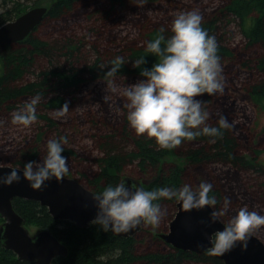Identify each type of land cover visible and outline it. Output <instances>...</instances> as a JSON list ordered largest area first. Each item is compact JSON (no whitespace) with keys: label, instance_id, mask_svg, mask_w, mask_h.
Listing matches in <instances>:
<instances>
[{"label":"trees","instance_id":"16d2710c","mask_svg":"<svg viewBox=\"0 0 264 264\" xmlns=\"http://www.w3.org/2000/svg\"><path fill=\"white\" fill-rule=\"evenodd\" d=\"M24 1L0 0L1 7L6 8V14H9L8 19L0 25L33 7L42 6L43 0L35 1L26 10L22 4ZM44 1H50V4L46 5L49 9L43 21L24 40L7 47L0 66V128L12 119L15 110L39 94L41 99L36 105L38 132L31 139L8 149L7 144L0 143V161H9L11 166L16 167L22 166L27 160H41L46 154L49 138L65 135L64 128L78 132V120L86 124V119L100 130L96 138L97 147L102 152V156L97 159L99 169L91 175L87 174L85 180L86 187L95 192L122 180L128 167L136 163L145 178L151 180L145 188L170 185L179 187L184 183L195 187L201 181H207L213 185L211 194L217 197V207H220L224 197L235 201L231 193L229 196L224 191V185L213 173L212 166L221 164L233 168L235 172L232 175L235 177L242 172L259 173L255 186L263 193L264 200V135L254 145L256 129L245 123L247 104L251 103L253 109H256L257 118L260 117L258 109L264 111V0H224L221 8L218 6L208 12H201L203 26L219 42L226 84L223 94L204 93L197 98L206 101L205 107L210 112L209 124H217L223 115L232 127L223 130L224 135L216 138L215 142H211L208 136H199L185 140L173 149H161L155 138L136 134L126 119L124 97L113 108L95 95L82 97L77 94L90 81L107 82L106 79L115 81L134 77L144 79L140 69L134 67V60L147 55L144 67L149 68L156 62L154 55L146 53V42L158 33L161 26L169 28L166 34L170 35L171 20L167 23L148 20L143 12L137 13L134 8L129 10L132 6H143L132 0ZM92 4L96 5L91 11L83 10L84 6L91 8ZM124 10L132 14L135 25L141 31L138 39L118 44V39H110L111 24H115L114 18L117 21L118 15ZM81 14L87 19H94L95 27H89L83 33H65L54 39L41 35L40 28L45 23L57 22L59 29H66L74 22L69 20ZM231 21H237L244 37L245 45L242 49L233 47L225 38L226 32L223 30ZM94 32L101 36L107 32L110 46H103L91 38ZM116 56H123L126 62L114 77L108 78L105 73L112 67L111 61ZM241 71L249 73V77L238 82ZM29 74H33L32 79L26 78ZM65 103L71 109L70 112L75 113L64 121L55 119L53 112L60 110ZM79 104L86 106L83 113L75 109ZM92 106L96 107L95 110H91ZM42 122L44 124L40 126ZM66 136L69 138V135ZM130 145H133L132 149ZM244 151L251 153L245 154ZM63 155L72 158L75 151L66 144ZM168 156L184 158L186 163L164 162ZM158 202L161 206L166 202L176 203L178 207L175 200L161 199ZM13 203L28 227L35 225L40 229L51 230L69 248L68 255L55 258L53 264H225L222 259L208 252L198 253L173 247L161 237V234L169 231L154 233V240H164L170 250L165 251L161 243H155L154 252L137 254L135 236L119 237L111 231H104L99 224L92 223L87 228H81L70 220L55 219L39 201L15 198ZM2 221L0 218V223ZM116 249H120V255L113 257L112 253ZM0 264L36 263L20 260L17 254L3 247L0 242Z\"/></svg>","mask_w":264,"mask_h":264},{"label":"clouds","instance_id":"9594fccd","mask_svg":"<svg viewBox=\"0 0 264 264\" xmlns=\"http://www.w3.org/2000/svg\"><path fill=\"white\" fill-rule=\"evenodd\" d=\"M132 2L141 5L147 0ZM168 31L169 28L161 26L158 33L146 42V53L157 58L150 68L144 67L147 55L134 60V67L140 69L144 79L120 89L113 79H106V92L119 91V95L125 98L123 108L129 126L137 135L155 138L161 149H173L183 141L199 136H208L211 142H215L232 124L223 115L217 124H209L210 112L205 107L206 101L197 97L204 93L224 92L226 80L219 42L203 26V15L195 8L178 12L171 21L170 35L166 34ZM125 62L123 56H116L105 76L114 77ZM40 99L37 94L15 110L12 123L29 126L36 121V105ZM104 99H108V95ZM68 110L65 103L55 115L62 116ZM67 143L66 135L49 138L46 154L41 160H27L22 166L11 167L10 172L0 176V184L19 182L22 178L20 171L34 189H42L52 179L62 182L70 171L68 157L63 155ZM212 192L213 185L207 181H201L195 187L184 183L179 187L170 185L148 189L135 180L129 186L127 180L122 179L94 192L98 211L91 223L116 234L127 233L142 225L156 228L167 215V210L158 201L175 200L183 210L209 206L212 209L210 221L223 224L222 228L208 234V246L205 248L208 253L223 255L238 245L246 248L257 229L264 226V214L245 205L224 220L222 217L228 214L231 199L224 197L222 206L217 207L219 201ZM112 255L118 257L120 249Z\"/></svg>","mask_w":264,"mask_h":264},{"label":"rangeland","instance_id":"374dc122","mask_svg":"<svg viewBox=\"0 0 264 264\" xmlns=\"http://www.w3.org/2000/svg\"><path fill=\"white\" fill-rule=\"evenodd\" d=\"M35 1L37 0H25L24 2H22V4H24L23 6L25 10L31 8L32 5H34L33 3ZM223 1L224 0H151L148 3H144L143 6H139V8H135L134 6H132V8H130L129 10H133L134 8L137 13L141 14L143 12L148 16L147 19L152 22L162 21L164 23H167L169 22V20L172 21L174 16L178 12L187 11L193 8L198 9L200 12H208L218 6H220L221 8L223 5ZM41 3V5H49L50 1L43 0ZM95 5L96 4H92L91 8L84 6L83 10L91 11V9H93ZM6 10V8L1 7L0 5V23H2V21H4L5 19H8L7 15L9 14H6ZM118 16L119 18L117 19V21L116 18H114L115 24H111L112 33L110 35V39H118V44L138 39L141 29L135 25L134 19H132V14H129L128 10H124ZM71 20L74 22H72L70 27L66 29H59L60 27L58 28L59 24L57 22H54L52 24L45 23V25L40 28V32L42 33L41 35L44 37L46 36V38L54 39L59 38L62 35L64 36L65 33L71 34L72 32L78 31H81L83 33L86 32L89 27H95V20L87 19L83 14H81L76 19H70L69 21ZM236 22L237 21L229 22V24L226 25L223 31L226 32L225 38L228 43H230L235 48L242 49V47L245 45V40L241 35ZM43 24L44 23H42V25ZM104 35L105 36H101L94 32L91 34V38H94L95 41L103 44V46H110V42L108 41L109 34H107L106 32ZM248 77L249 73L247 74V72L241 71L238 82H240V80L245 81V79H247ZM26 78L32 79L33 74L27 75ZM140 79L142 78L134 77L128 78L126 80H124V78H119L114 82L117 89H120L124 86L131 85ZM106 88L107 82L90 81L87 85L82 86L80 92L77 94L78 96L82 97L89 94L95 95L97 97H100V99L108 102L109 105L114 108L118 104L119 99L122 98V96L119 95V91L115 93H107ZM105 95H108V99H104ZM95 108V106H92L91 110H95ZM75 109L83 113V111L86 109V106L79 104L75 107ZM255 110L256 109H253L251 103L247 104L246 119L249 121L245 120V123L247 124V126L252 125L256 129L255 135L253 137V143L254 145H257L259 143L261 135H264V111H260L258 109L260 117L257 118V111ZM70 111L71 109L69 108V110L62 116H56V111L53 112L52 116H55V119L64 121L67 120V118L69 119V117H71L72 114L75 113ZM254 119L258 122L254 121ZM7 122L8 123L6 125H3V127L1 126L2 128H0V143L7 144V149L9 147L16 146L19 143H22L25 140L31 139L32 136H34L38 132L37 120L29 126L14 124L12 123V119ZM78 123V132H73L72 129L64 128V134L69 135L67 144L71 146L75 151V155L72 158H68L70 171L67 176L74 177L77 180L81 181L83 185L87 186V182L85 181L87 180V174L91 175L99 169L97 159L102 156V152H100L97 147L98 143L96 141V138L99 135L100 130L97 129L99 127L91 125L90 122L88 123L86 119V124L80 122V120H78ZM42 124H44V122L40 123V126ZM130 148L132 149L133 145H130ZM244 153L250 154L251 152L244 151ZM262 155L264 157V149ZM163 161L167 163H178L181 165L183 163H186V159L178 158L175 156H168ZM0 165H12V163H10L9 161H0ZM212 169L213 173L219 177L221 183L224 185V191L229 196L231 193V196L235 198V201L231 200L233 203L231 202L232 205L228 211V214L225 217H222V219L229 218L231 215H234L240 207L245 205H247L250 210L259 208L258 211L261 214H264L263 193L255 186L256 180H258L259 173L242 172L241 174L236 175L237 177H235L234 175H232L235 170H233V168L231 167L229 168V166H223L221 164L213 165ZM124 177H131L136 180L145 179V176L141 173L136 163L128 167V169L125 171ZM254 196L255 198L253 199ZM162 208H165L167 210V215L164 217L159 227L153 228L150 225H143V227L136 233L135 237L137 241V254H147L148 252H154V250L156 249V244L160 243V246H162L165 251L170 250L168 244L161 238V240L159 241L154 240V238H156L154 233L169 231L171 221L176 217L179 209L176 203L167 202L162 205ZM38 228L39 227L35 225L29 226L32 234L35 233ZM255 235L261 240H264V226L257 229Z\"/></svg>","mask_w":264,"mask_h":264},{"label":"water","instance_id":"95a60500","mask_svg":"<svg viewBox=\"0 0 264 264\" xmlns=\"http://www.w3.org/2000/svg\"><path fill=\"white\" fill-rule=\"evenodd\" d=\"M47 6L35 7L20 15L15 20L7 21L0 26V65L1 56L9 44L24 40L43 21ZM9 165H0V176L10 172ZM11 185L0 184V242L6 249L12 250L20 260L32 261L36 264H53L54 259L67 256L68 247L48 229H37L31 233L26 225V220L17 212L13 200L25 198L39 201L46 206L50 214L59 220H70L81 228H87L97 215V201L94 199L93 190L87 188L79 180L66 176L62 182L52 179L47 181L42 189H34L29 181L23 178ZM129 186L133 180L143 185H148L151 180H136L124 177ZM179 211L171 223L170 233L161 234V237L171 243L173 247L192 250L198 253L206 252L208 246L207 236L217 228H222L219 221H210L211 207L202 209ZM142 228L138 226L127 233L116 234L131 237ZM200 245H203L201 247ZM225 264H264V243L253 235L247 247L237 246L223 255H216Z\"/></svg>","mask_w":264,"mask_h":264},{"label":"bare ground","instance_id":"6f19581e","mask_svg":"<svg viewBox=\"0 0 264 264\" xmlns=\"http://www.w3.org/2000/svg\"><path fill=\"white\" fill-rule=\"evenodd\" d=\"M42 6H46V5H42ZM37 7H40V6H37ZM48 7V6H47ZM33 8H35V7H33ZM33 8H31V9H33ZM31 9H29V10H31ZM49 9V8H48ZM28 10V11H29ZM28 11H26V12H28ZM25 12V13H26ZM24 14V13H23ZM22 15V14H21ZM19 17V16H18ZM17 18V17H16ZM15 18V19H16ZM15 19H12V20H15ZM11 21V20H10ZM21 41V40H20ZM18 42V41H17ZM14 43H16V42H14ZM11 44H13V43H11ZM11 44H9V45H11ZM8 45V46H9ZM6 49H7V47H6ZM6 49H5V51H6ZM3 55V54H2ZM2 57V56H1ZM1 66V65H0ZM9 166H11V165H9ZM13 167H15V166H13ZM83 184V183H82ZM25 199V198H24ZM179 205V204H178ZM178 208H179V206H178ZM174 221V219L172 220V222ZM171 222V223H172ZM142 227H143V225H142ZM170 227H171V224H170ZM170 233V230H169V232H167V233H163V234H169ZM116 235V234H115ZM116 236H118V235H116ZM135 236V235H134ZM119 237H123V236H119ZM124 238H129V237H124ZM262 242L264 243V241L262 240ZM171 244V243H170ZM189 251H192V250H189ZM195 252V251H194ZM207 252V251H206ZM68 253H69V248H68ZM201 253H203V252H201ZM68 255V254H67ZM61 257V256H60ZM219 258V257H218Z\"/></svg>","mask_w":264,"mask_h":264}]
</instances>
